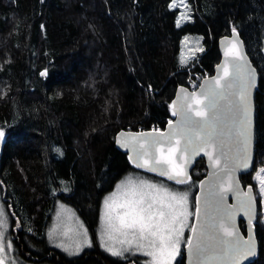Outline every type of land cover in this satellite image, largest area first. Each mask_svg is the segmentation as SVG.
I'll list each match as a JSON object with an SVG mask.
<instances>
[{
  "label": "trees",
  "instance_id": "16d2710c",
  "mask_svg": "<svg viewBox=\"0 0 264 264\" xmlns=\"http://www.w3.org/2000/svg\"><path fill=\"white\" fill-rule=\"evenodd\" d=\"M185 3L190 18L177 27ZM233 30L258 74L254 169L264 161V0H0V195L18 221L21 254L40 264H142L100 246L102 200L131 171L174 182L135 167L115 134L151 123L164 129L176 89L193 72L213 74L218 38ZM188 34H199L202 47L182 61ZM250 173L241 176L244 187ZM204 174L200 159L186 182L194 185V212ZM256 200L258 253L250 264H264ZM57 202L88 229L91 246L78 256L47 237ZM174 264H184L183 250Z\"/></svg>",
  "mask_w": 264,
  "mask_h": 264
},
{
  "label": "water",
  "instance_id": "95a60500",
  "mask_svg": "<svg viewBox=\"0 0 264 264\" xmlns=\"http://www.w3.org/2000/svg\"><path fill=\"white\" fill-rule=\"evenodd\" d=\"M217 44L220 60L215 65L213 74L204 77L195 90H189L183 85L176 89L172 110L177 114L166 124L164 129L120 130L115 134L117 147L127 153L130 162L135 167L137 163L143 164L145 160H159L162 153L167 156L171 148L175 150L173 155L175 164L187 174L186 177L179 178L188 180L197 161L203 160L205 174L198 184L195 195V213L188 238L191 244L187 241L184 246V264H232L228 256L210 259L213 249L218 250L229 246L241 250L235 257L239 264L252 263L258 253V241L254 230V222L258 217V204L252 186L244 187L241 183V176L250 173L254 167V94L258 74L245 51L243 40L236 30L220 36ZM217 80L219 84L216 83ZM210 89H214L218 93L214 109L219 116V120L215 122V127L219 131L218 140L210 147L193 152L192 149H195L199 140L202 139V136H197L196 140L189 145V151L182 152L185 138L179 135L182 131L181 122L183 120L180 114L181 105L185 103L191 105L189 115L194 120L204 119L196 113L204 111L206 116L211 115L213 109L205 107L210 96ZM241 89H244L247 95L250 109V138L246 149L242 142L243 137H239L235 131L229 132L230 129L241 126L242 112L239 108ZM196 100L201 103H195ZM173 131L177 135L173 136L169 143V135ZM157 138L161 143L153 144L152 142ZM3 145L4 142L0 137V152ZM218 149H222L223 155ZM206 152H211L213 158L209 159ZM245 156L247 157V167L243 166ZM214 160L216 163L213 162ZM164 167L170 169L169 165H164ZM140 169L148 171L145 168ZM151 173L159 175L156 172ZM162 177L168 179L166 176ZM169 181L175 182V179ZM230 215L235 227H231L229 224L227 218ZM221 225L233 233L232 237H226L223 228H220L218 232L219 237L231 241V245H223L219 241L205 239L204 243L209 247L198 255L195 251L197 238L201 236L202 232L211 231L210 226L219 228ZM241 226L244 227V231ZM192 229H195V232ZM248 245L252 246L254 254L245 255Z\"/></svg>",
  "mask_w": 264,
  "mask_h": 264
},
{
  "label": "snow or ice",
  "instance_id": "6c2138e0",
  "mask_svg": "<svg viewBox=\"0 0 264 264\" xmlns=\"http://www.w3.org/2000/svg\"><path fill=\"white\" fill-rule=\"evenodd\" d=\"M176 0H173V6H175ZM187 18V17H185ZM180 26L179 19L177 20V27ZM44 75V73H41ZM219 84V81H216ZM210 96L208 98V103L205 105L208 109H213L211 115L206 116L204 111H199L196 114L198 116L204 117L202 120H194L190 115L189 111L191 110L190 104L181 105V115L183 120L181 122L182 131L179 135L185 138V143L182 152L189 151V145H191L197 136H202V139L199 140L195 149H192L193 152H197L204 148L212 146L218 140L219 131L215 127V122L219 120V116L215 113L214 109L216 107V97L218 93L214 89H210ZM195 95L194 93L192 94ZM195 103H201L199 100H196ZM239 108L242 112V119L240 121V127L236 129H230L229 132H237L239 137H243V143L245 149L247 147L248 140L250 138L249 126V105L247 95L245 94L244 89H241V95L239 100ZM176 112H173V115H176ZM163 135V134H161ZM177 135L175 131L171 132L169 135V143H171V138ZM3 136V132L0 131V137ZM153 144H159L161 141L159 138L152 142ZM220 154L223 155L222 149H218ZM59 151V149H57ZM175 150L169 149V154L164 156L163 153L159 160H145L143 164L137 163L136 167L145 168L148 171L156 172L160 176H166L169 180L175 179L177 184H183L187 182V179H180L179 177H186V173L181 169L173 160ZM206 155L209 156V159H212V153L206 152ZM138 153V157H139ZM216 163V161H213ZM164 165H169L164 167ZM244 167H247V157L245 156ZM261 172L264 173V169H261ZM174 173V175H173ZM261 191L264 192V178H260ZM122 187L125 189L124 196L125 199L120 204H110L109 201L116 196V193H113L111 197L106 198L105 208L108 209L102 216L106 230H116L126 233V231H131L138 239L147 240L149 246L153 249L152 251L146 252L145 254L153 258L152 264H170V260L173 257L176 251L177 241L173 238L176 233L175 225L180 221V218L186 217L190 213L187 212V194H180L175 192H170L167 188L157 186L156 184L147 183L144 180H140L138 183L132 177H126L124 181H121L117 185V190H121ZM145 188L151 191H145ZM118 207L123 209L122 212H115V208ZM0 216H3V212L0 211ZM228 221L231 227H235L232 223L231 215L228 216ZM251 219L249 220V223ZM3 221H0V226H2ZM82 227V226H81ZM203 227V226H202ZM211 231L202 232L201 236L197 238V243L195 245L196 253L202 254L205 249L209 246L204 243V240L219 241L223 245H231V241L225 240L219 237L218 232L220 228H223L221 225L219 228L216 226H210ZM195 232V229H192ZM224 235L226 237H232L233 233L228 231L227 228H223ZM67 235V232L64 233ZM2 233H0V239H2ZM55 235L54 230L49 233V237ZM86 235V232H85ZM182 235V232H181ZM191 244V241H188ZM8 247H11L9 244ZM67 250V249H65ZM79 249H77L78 251ZM0 251H3V245L0 244ZM241 250L234 247H223L218 250L213 249L210 259H219L222 256H228L232 264H239V261L236 260V254ZM113 255H119L118 252H113ZM254 254L253 248L251 245H248L245 251V255ZM0 264H3L0 261Z\"/></svg>",
  "mask_w": 264,
  "mask_h": 264
},
{
  "label": "rangeland",
  "instance_id": "374dc122",
  "mask_svg": "<svg viewBox=\"0 0 264 264\" xmlns=\"http://www.w3.org/2000/svg\"><path fill=\"white\" fill-rule=\"evenodd\" d=\"M182 2V0H180ZM190 18L188 16V7L185 3L184 8H180L179 15L177 20L179 19L180 23H182L186 18ZM202 47L201 37L199 34H188L184 35L181 39L180 43V51L179 57L182 61H188L196 56L198 50ZM263 49H264V41H263ZM187 59V60H186ZM0 131H2L0 129ZM3 132V131H2ZM5 139V134L3 132L2 140ZM261 169H264V161L261 165L256 166L253 171L249 174V184L251 185L254 192L255 197H257L260 201V215L258 221L264 224V192L261 191V183L260 178H264V173L261 172ZM126 177H132L137 183L140 180H144L147 183L156 184L157 186L163 185V187L167 188L170 192L187 194L188 202H187V212L190 213L186 217H181L180 221L175 225L176 233L174 235V239L177 241L176 243V251L173 257L170 260V264H174L177 256L180 255V251L184 249L186 245L190 230L193 223L194 218V208H193V198L192 195L194 193V185H190L189 183L177 184L176 182L170 183L164 181L162 179L152 178L144 172L131 171L128 172L119 182H117L115 188L110 190L104 196L100 213L98 216V227H97V235L100 246L107 253L112 256H117L119 258L132 257L137 256L141 258L142 264H152L153 258L151 256L146 255V252L152 251L153 249L149 246L147 240H140L136 237L131 231H126V233H122L121 231L116 230H106L104 221L102 220V216L108 210L105 208V200L112 196L113 193H116V196L113 197L112 200L109 201L110 204H120L124 201V191L125 189L122 187L121 190H117V185L124 181ZM251 183V184H250ZM145 191H151L145 188ZM0 211L3 212V216H0V221H3L2 226H0V233H2V239H0V244L3 245V251H0L4 256L7 255L12 259L10 255V250L12 248V240L9 237V228L11 225V220L9 213L6 208V204L2 200L0 196ZM123 209L118 207L115 208V212L120 213ZM82 226V227H81ZM54 230L55 235L51 238L49 237V233ZM67 232V235L64 233ZM86 232V235H85ZM182 232V235H181ZM47 237L52 244V246L56 247L60 251H62L67 257H75L83 253L86 248L91 246V240L89 237L88 229L84 223V221L77 215L74 208L64 202H57L55 211L53 213L52 221L49 224L47 229ZM11 247H8V245ZM67 249V250H65ZM77 249H79L77 251ZM113 252L120 253L119 255H113ZM16 261V258H13ZM1 261V258H0ZM15 264V262H12ZM24 264H36L32 261H25ZM38 264V263H37ZM50 264V263H43Z\"/></svg>",
  "mask_w": 264,
  "mask_h": 264
},
{
  "label": "flooded vegetation",
  "instance_id": "af4514ba",
  "mask_svg": "<svg viewBox=\"0 0 264 264\" xmlns=\"http://www.w3.org/2000/svg\"><path fill=\"white\" fill-rule=\"evenodd\" d=\"M1 198H2V196H1ZM2 200L6 204V208H7V211H8L9 208L7 206L8 205L7 202L3 198H2ZM10 220H11L10 221L11 222V225H10V228H9V237L12 240V248L10 250V255L12 256V259H10V257L8 255H7V257L4 256L2 253H0V258H1V261L3 262V264H12V262H15V264H24L25 261L26 262L27 261H31V259H29L28 257L24 256V254H21L22 250L21 249L19 250L18 246H16L14 244V242H13V239H14L13 233H17L15 226L18 223V221L11 219V217H10ZM13 258H16V261H14ZM32 262H34V261H32ZM38 264H40V263H38Z\"/></svg>",
  "mask_w": 264,
  "mask_h": 264
},
{
  "label": "built area",
  "instance_id": "2783aa9c",
  "mask_svg": "<svg viewBox=\"0 0 264 264\" xmlns=\"http://www.w3.org/2000/svg\"><path fill=\"white\" fill-rule=\"evenodd\" d=\"M208 76L207 73L203 72H193L187 80V88L189 90H195L201 83L204 77ZM145 130H162V127L157 123H151L149 127L145 128V126H138L137 131H145Z\"/></svg>",
  "mask_w": 264,
  "mask_h": 264
}]
</instances>
